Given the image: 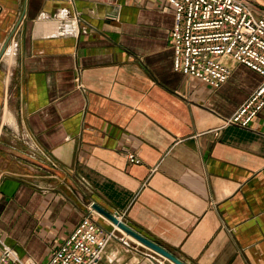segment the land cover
<instances>
[{
	"label": "crops",
	"instance_id": "crops-1",
	"mask_svg": "<svg viewBox=\"0 0 264 264\" xmlns=\"http://www.w3.org/2000/svg\"><path fill=\"white\" fill-rule=\"evenodd\" d=\"M173 20L164 0H0V233L21 256L94 201L187 264H264V106L226 122L263 78L174 70ZM116 235L99 264H172Z\"/></svg>",
	"mask_w": 264,
	"mask_h": 264
},
{
	"label": "built area",
	"instance_id": "built-area-1",
	"mask_svg": "<svg viewBox=\"0 0 264 264\" xmlns=\"http://www.w3.org/2000/svg\"><path fill=\"white\" fill-rule=\"evenodd\" d=\"M164 1L173 8L170 39L174 70L218 87L230 75L225 58H231L262 76L260 85L226 120L248 126L264 106V6H252L246 0ZM26 142L31 156L41 153L33 142ZM127 157L133 163L140 162L132 152ZM114 213L122 219L119 212ZM96 215L90 203L79 223L51 248L42 263L21 256L0 233V264H99L120 229L113 224L105 228Z\"/></svg>",
	"mask_w": 264,
	"mask_h": 264
},
{
	"label": "water",
	"instance_id": "water-1",
	"mask_svg": "<svg viewBox=\"0 0 264 264\" xmlns=\"http://www.w3.org/2000/svg\"><path fill=\"white\" fill-rule=\"evenodd\" d=\"M91 208L94 209L99 215L108 220L111 224L115 225L126 235L132 237L142 245L156 252L157 254L163 256L168 259L172 264H187L179 257H177L171 250L163 246L162 244L146 237L141 234L139 231L135 230L131 226H129L125 221L118 218L114 212H110L105 209L103 206L99 205L97 202H91Z\"/></svg>",
	"mask_w": 264,
	"mask_h": 264
},
{
	"label": "bare ground",
	"instance_id": "bare-ground-1",
	"mask_svg": "<svg viewBox=\"0 0 264 264\" xmlns=\"http://www.w3.org/2000/svg\"><path fill=\"white\" fill-rule=\"evenodd\" d=\"M10 48H11V47H10ZM10 48H9V49H10ZM7 49H8V48H7ZM9 51H10V50H9ZM9 51H7V52H9ZM10 52H11V51H10ZM12 54H13V53H11V54L8 55V58H9V59H11ZM14 55H15V54H14ZM8 58H7V59H8ZM11 61H12V60H11ZM9 64H10V63H9ZM131 238H132V237H131ZM133 240H135V239H133Z\"/></svg>",
	"mask_w": 264,
	"mask_h": 264
},
{
	"label": "rangeland",
	"instance_id": "rangeland-1",
	"mask_svg": "<svg viewBox=\"0 0 264 264\" xmlns=\"http://www.w3.org/2000/svg\"><path fill=\"white\" fill-rule=\"evenodd\" d=\"M47 258H48V257H47ZM47 258L45 257V258H44V260H43V262H44V261H46V260H47Z\"/></svg>",
	"mask_w": 264,
	"mask_h": 264
}]
</instances>
